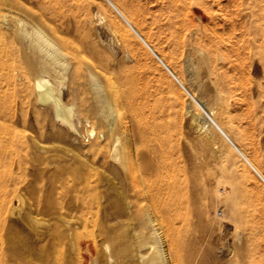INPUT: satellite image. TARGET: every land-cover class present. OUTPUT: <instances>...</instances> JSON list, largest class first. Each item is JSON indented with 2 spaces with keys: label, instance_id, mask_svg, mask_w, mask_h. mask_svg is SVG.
<instances>
[{
  "label": "bare ground",
  "instance_id": "6f19581e",
  "mask_svg": "<svg viewBox=\"0 0 264 264\" xmlns=\"http://www.w3.org/2000/svg\"><path fill=\"white\" fill-rule=\"evenodd\" d=\"M178 1L182 5L188 0ZM104 2L119 18L109 14L105 19L98 11L93 16L98 21L104 20L107 23L106 28L110 34L135 60L133 66L119 70L117 74L119 85H112L110 89L102 85L89 67L86 71L82 69L83 56L80 49L89 52H93L94 49L87 41L85 27L80 21L76 27L80 33L78 42L69 37V16L60 2L51 0L40 5L41 10L60 22L66 31L65 35L60 36L59 41L40 25L28 23L16 17L17 15H11L15 22L13 33L7 34L0 29V132L8 131L12 127L14 119L12 107L18 105L22 111L18 120L24 127L30 125L27 119L30 113L34 115L36 122H45L47 117L40 111V107H49L53 120L65 131L70 130L79 135L77 125L80 123V118L75 115V107L66 100L63 91L69 68L68 59L72 57L76 65L70 73L71 93L76 95L81 92L80 82L85 76L93 91L92 99L98 108V116L101 120V127L87 125L90 127L86 130L87 136L91 139L105 140L106 135H113L108 152L99 145L94 149L95 159L99 158V167L106 172L104 174L107 186L102 189L98 186L101 179L97 178L92 182L88 177L89 174L83 175V172L87 171L84 168L62 167L59 173L50 177V190L55 197L58 196L62 200L68 196H75L83 206H94L101 210L108 226H105L101 232V239L98 240L97 253L100 264H188L178 258L167 257L166 249L179 251L182 238L186 237L189 230L190 216L207 212L208 207L206 204H201L199 198L208 196L210 179L205 176L202 182L197 183L196 178L199 174L196 168L182 171L178 163L171 158L175 149L176 125L161 116L166 103L175 104L178 91L174 82L156 68V65H152L149 61L151 59H147L133 34L187 93L189 100L184 105L181 115L187 120L188 128L192 130L196 141L224 163L225 170L231 175L229 180L231 191L224 197L223 202L229 207L233 220L241 223L245 229H251L253 224L249 223L247 217L255 211L264 214V190L245 165L227 164L233 155L232 152L237 153L263 183L264 179L232 139L231 124L227 111L224 110L222 92L232 88L231 84L236 80V75L223 70V66L216 65V61L212 58L213 49L208 45L205 50L194 49L199 55L197 71L200 75L199 79L195 80L194 72L188 70L192 64H188L189 66L181 64L183 59L180 61L178 50L184 39L180 29L174 28L175 47L167 58L175 74L131 25L121 11L123 10L132 19L126 6L118 4L120 10L115 0H104ZM236 2L237 5L234 1L232 3L234 5L228 4V7L231 9L238 6L237 9L234 8L239 13L232 11L234 12L232 17L237 13L238 25L241 29L235 26V21H231L230 24H234L232 25L234 29L236 27L248 32L250 37L246 44L251 48L252 54L258 57L264 72V0ZM7 17L2 13L0 24L9 25ZM197 40L206 42L207 36L198 34ZM186 58L184 60L188 62ZM18 71L31 84H17L13 73ZM179 77L188 87L196 81L198 88L201 87L200 77L208 78L204 91L208 97L210 89L215 90L213 103L202 102L205 108L200 105L197 101L199 97L196 99V95H192ZM258 93V98L263 100H259L262 103H258L256 107L264 113V86L258 87ZM194 104L200 112L195 111ZM121 105L130 111L141 139L139 153L143 161L139 165L133 162L130 147L122 144L116 132L114 117L117 114L116 107ZM122 108L124 109L123 106ZM16 110L18 111V108ZM16 110L15 114L19 116ZM85 122L89 123L87 120ZM236 134L237 139H244L243 133L237 131ZM125 135L126 143H129L130 137L126 133ZM182 172L188 174L184 183L179 179ZM128 175H130L129 180L126 178ZM189 186H192V190L188 189ZM101 193L104 195L101 196ZM16 197L21 202V197L19 195ZM102 197L104 203L100 202ZM36 207L42 206L36 204ZM8 210L14 213L15 207L9 208L7 200H0V223L5 219ZM31 213L28 212V215L33 220ZM48 236L50 238H47ZM36 237L38 243L22 252L12 244L6 245L0 238V264H66L65 251L59 249L62 245L61 236L56 231L39 234ZM74 241H79L78 235H74ZM243 250L241 257L246 264H264V257L254 241L245 244ZM198 264L205 263L200 261Z\"/></svg>",
  "mask_w": 264,
  "mask_h": 264
},
{
  "label": "rangeland",
  "instance_id": "374dc122",
  "mask_svg": "<svg viewBox=\"0 0 264 264\" xmlns=\"http://www.w3.org/2000/svg\"><path fill=\"white\" fill-rule=\"evenodd\" d=\"M47 1L51 0H1L0 15L5 13L8 16L9 25L0 24V29L7 34H12L15 22L11 15H17L16 17L23 21L40 25L56 41H59L60 36L65 35L66 31L60 22L41 10L40 5ZM55 1L60 2L68 13L69 37L78 42L80 33L76 27L80 21L85 27L86 39L94 49L93 52L80 49L83 56L82 69L86 71L89 67L107 89H110L112 85L118 86L119 70L133 66L135 60L110 34L106 28L107 23L104 20L98 21L94 17L96 11L105 19L109 14L119 18L118 15L113 9L107 7L104 0ZM115 1L120 10L118 4L126 6L133 18L136 15L137 18L131 19L121 10L150 49L159 55L175 74L167 58L175 47L174 28L180 29L184 39L178 50L180 61L183 59L181 64L183 66L192 64L188 65V70L194 72L195 80L199 79L200 75L197 71L199 55L194 49L205 50L208 45L213 49L212 58L216 61V65L223 66V70L236 75V80L231 84L232 88L222 92L224 110L227 111L231 124L232 139L264 179V113L256 107L258 103H262L259 100H263L258 98V87L264 86V72L258 57L252 54L251 48L246 44L250 37L248 32L243 28L241 31L238 25L239 17L236 16L239 13L236 10L238 6H234L236 9L228 7L237 5L238 0H202L203 2L188 0L182 5L178 0ZM232 11L237 12L234 17H232L234 13ZM231 21H235V26L237 25L240 29H237V26L235 29L232 28L234 24H230ZM126 28L132 33L127 26ZM198 34H205L207 41L197 40ZM240 35L242 37L239 38ZM133 36L147 59H151L149 61L152 65H156V68L163 71L174 82L178 91L175 104L166 103L161 116L176 125L175 149L171 158L178 163L182 171L196 168L199 174L196 178L197 183L202 182L205 176L210 179L208 196L199 198V202L208 207L207 212L190 216L189 230L186 237L182 238L179 251L175 252L167 247V257L178 258L188 264H198L200 261L205 264H246L241 257L242 252L245 244L253 241L264 257V214L261 211H255L248 215L247 220L253 224L251 229H245L241 223L233 220L229 207L223 202L224 197L231 191L229 184L231 175L225 170L224 163L219 158L196 141L192 130L188 128L187 120L181 115L184 105L189 100L187 93L165 71L151 51L134 34ZM183 57H188L186 58L188 62H185ZM68 63L63 91L66 94V100L74 105L75 115L80 118V123L77 125L79 135L70 130L65 131L53 120L49 107H40V111L47 117L45 122H36L34 115L30 113L27 117L30 125L24 127L18 120L22 112L18 105L12 107L14 113L12 127L8 131L0 132V200H7L9 208L15 207V212L11 213L8 210L5 219L0 223L2 224L0 238L6 245L12 244L22 252L27 247L38 243L37 235L56 231L61 236L62 245L59 249L62 248L65 251L66 264H91L93 260L100 264L97 253L98 240L101 239V232L105 226H108L101 210L94 206H83L75 196H68L64 200L58 196L55 197L49 185L50 177L59 173L60 168L77 167V169L87 170L83 172V175L89 174L88 177L92 182L97 178L101 179L98 183L100 188L107 186L104 174L106 172L99 167V158L95 159L94 149L99 145L108 152L113 135H106L105 140L91 139L87 136L86 130L90 129L87 125L101 127L98 108L92 99L93 91L85 76L80 82L81 92L76 95L71 93L70 73L76 63L72 57L68 59ZM13 77L17 84H31L21 76L19 71L13 73ZM179 79L185 84L180 77ZM207 82L208 78L200 77L201 87L199 88L196 81L190 87L185 84L192 95H196V99L199 97L197 101L203 107L205 105L202 102L210 104L214 101L215 90L210 89L208 97L205 94L204 86ZM116 109L117 114L114 117L116 132L122 144L130 147L133 162L139 165L143 158L139 153L141 139L137 133L136 124L124 105ZM194 109L200 112L195 104ZM15 110L19 116L15 114ZM86 120L89 123H86ZM237 131L243 133L244 139L236 138ZM125 133L130 137L129 143H126ZM232 153L227 164L245 165L251 175L258 179H256L258 185L264 190L262 180L237 153ZM129 177L130 175L126 178L129 180ZM187 177L188 174L182 172L179 178L181 183H184ZM191 188L192 186L188 187L189 190H192ZM17 195L21 197V202L18 201ZM102 195L104 194L101 193ZM100 202L104 203L103 197ZM36 204L42 207L37 208ZM28 212H32L33 220ZM74 235L79 236V241H74Z\"/></svg>",
  "mask_w": 264,
  "mask_h": 264
},
{
  "label": "water",
  "instance_id": "95a60500",
  "mask_svg": "<svg viewBox=\"0 0 264 264\" xmlns=\"http://www.w3.org/2000/svg\"><path fill=\"white\" fill-rule=\"evenodd\" d=\"M91 264H97V262L93 260V261L91 262Z\"/></svg>",
  "mask_w": 264,
  "mask_h": 264
}]
</instances>
